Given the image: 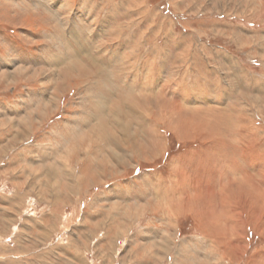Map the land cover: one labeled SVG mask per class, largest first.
I'll list each match as a JSON object with an SVG mask.
<instances>
[{"label": "rangeland", "instance_id": "374dc122", "mask_svg": "<svg viewBox=\"0 0 264 264\" xmlns=\"http://www.w3.org/2000/svg\"><path fill=\"white\" fill-rule=\"evenodd\" d=\"M0 154V264H264V0H0Z\"/></svg>", "mask_w": 264, "mask_h": 264}, {"label": "crops", "instance_id": "0c3cea01", "mask_svg": "<svg viewBox=\"0 0 264 264\" xmlns=\"http://www.w3.org/2000/svg\"><path fill=\"white\" fill-rule=\"evenodd\" d=\"M0 156H1V154H0ZM7 161H10V159L9 160H7ZM53 175H55L54 177L56 178V177H58V179H59V177H62L63 176V173H61V171H59V173L58 174H56V173H54L53 172ZM64 178H65V176H63L62 178H60V186H59V191L57 192V191H55V192H52L51 193V201L50 202H53L52 204H54L55 206H59L60 205V203L59 202H61V201H65L66 199H67V195H65L66 194V191H65V187H67L68 188V186H63V185H65L66 183L64 182ZM68 182H71V183H73V181L72 180H70V178H68ZM72 186V185H71ZM68 190H70L71 191V189L70 188H68ZM69 192V191H68ZM63 205V204H62ZM57 227L58 226H56L55 227V229H57ZM53 229H54V226H53ZM75 244V243H74ZM74 244H72L71 245V243H69V249H65L66 251H68L69 253H70V250L72 251V256H70V254H68L71 258H73V260L74 259H76L77 257H79V256H81V251H82V249L81 248H79V247H74L73 245ZM65 252V251H64ZM79 259V262L78 263H80V261H81V257H79L78 258ZM75 261V260H74Z\"/></svg>", "mask_w": 264, "mask_h": 264}, {"label": "bare ground", "instance_id": "6f19581e", "mask_svg": "<svg viewBox=\"0 0 264 264\" xmlns=\"http://www.w3.org/2000/svg\"><path fill=\"white\" fill-rule=\"evenodd\" d=\"M119 91V90H118ZM125 93V92H124ZM124 97V96H123ZM176 100V99H175ZM172 111H174V109L172 110ZM107 112V111H106ZM108 119V118H107ZM142 119V118H141ZM33 121V120H32ZM108 122V121H107ZM142 124V123H141ZM124 127V126H123ZM97 128V127H96ZM103 133V132H102ZM105 135V134H104ZM91 136V135H90ZM98 137V136H97ZM96 137V138H97ZM106 137H107V135H106ZM110 138V137H109ZM92 139V138H91ZM111 139V138H110ZM96 140V139H95ZM101 140H102V138H101ZM105 141H107V140H105ZM101 145V144H100ZM66 147V146H65ZM68 173V172H67ZM57 174V173H56ZM167 249V248H166ZM260 258H262V259H260V260H262V261H264V255H261L260 256Z\"/></svg>", "mask_w": 264, "mask_h": 264}]
</instances>
